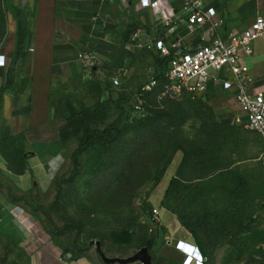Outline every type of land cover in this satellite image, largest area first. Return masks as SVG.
<instances>
[{
	"label": "rangeland",
	"instance_id": "374dc122",
	"mask_svg": "<svg viewBox=\"0 0 264 264\" xmlns=\"http://www.w3.org/2000/svg\"><path fill=\"white\" fill-rule=\"evenodd\" d=\"M152 20L147 16L141 21L145 25ZM117 41L110 59L91 61L86 80H92L91 91L86 90L85 81L79 90L61 96L48 117L44 108L32 111L31 125L22 135L27 159L22 175L10 172L0 155V264H120L106 263L96 244L107 258H126L141 249L142 237L154 240L147 249L151 264H178L180 257L169 241L200 238L189 236L175 214L161 205L162 199L189 217L197 216L213 245L206 247V264H264V142L234 122L240 113L230 96L215 101L217 92H211L209 97L196 98L211 108L221 124L217 145L204 149L203 142L208 141L204 137L197 143L202 156L213 154L214 158L211 163L189 165V182L175 184L168 194L165 189L181 151L175 153L154 189L149 180L129 194V199L119 201L112 192L111 183L123 167L115 163L110 148L95 138L79 157L78 174L70 178V155L85 128L74 113L86 114L88 128H103L117 116L118 98H123L126 111L121 125L186 98L159 97V86L142 91L156 71V55L151 47L137 45L128 36ZM139 93L142 102L136 109L132 96ZM39 105L44 107V102ZM198 126L193 119L184 122L193 138ZM32 161L41 162L43 171L32 169ZM52 162L57 167L51 173ZM216 165L221 168L214 169ZM152 208L158 210V229L151 222ZM126 213L136 219L133 228L123 235L110 234L118 229L115 219ZM238 226L241 230L222 244L224 236Z\"/></svg>",
	"mask_w": 264,
	"mask_h": 264
},
{
	"label": "crops",
	"instance_id": "0c3cea01",
	"mask_svg": "<svg viewBox=\"0 0 264 264\" xmlns=\"http://www.w3.org/2000/svg\"><path fill=\"white\" fill-rule=\"evenodd\" d=\"M205 1L215 6L223 35L241 31L256 16H264V0ZM133 15L141 23L143 17H150L147 12ZM128 21L125 5L117 1L0 0V54L5 57V66L0 68V138L24 133L33 110L44 108L48 117L61 96L83 87L91 75L88 61L110 59ZM151 23L143 24V29L148 27L144 29L148 32ZM200 32L183 34L191 44ZM141 40L151 47V34H143ZM252 50L249 55L242 52L241 58L249 69L251 91H264V33L252 41ZM211 92H217L215 101L233 99L232 92L220 85L209 86L202 98ZM234 106L239 110L235 102ZM31 166L43 171L41 162L32 161ZM191 239L186 240L197 245Z\"/></svg>",
	"mask_w": 264,
	"mask_h": 264
},
{
	"label": "built area",
	"instance_id": "2783aa9c",
	"mask_svg": "<svg viewBox=\"0 0 264 264\" xmlns=\"http://www.w3.org/2000/svg\"><path fill=\"white\" fill-rule=\"evenodd\" d=\"M125 5L128 15L147 12L152 20L150 30L138 27L130 38L142 45L143 34H151V48L159 57L167 58L161 79L155 75L142 91L160 87V95L179 98L189 95L192 99L202 97L209 86L220 85L231 91L240 115L234 118L246 129L256 133L264 141V91H251V76L241 53H252V41L264 33V16L258 15L254 22L241 31L226 35L219 31L222 20L217 18L215 6L205 0H107ZM200 29L197 38L189 44L184 32ZM88 61V57H84ZM89 66L91 62L87 63ZM5 57L0 54V68ZM116 80V79H115ZM133 106L140 108L142 95H133ZM264 160V152H263ZM57 166L52 162L51 173ZM153 227L159 226L158 210L152 209ZM173 249L180 257L179 264H205L207 257L199 247L186 239H176Z\"/></svg>",
	"mask_w": 264,
	"mask_h": 264
},
{
	"label": "trees",
	"instance_id": "16d2710c",
	"mask_svg": "<svg viewBox=\"0 0 264 264\" xmlns=\"http://www.w3.org/2000/svg\"><path fill=\"white\" fill-rule=\"evenodd\" d=\"M128 16L129 21L122 35L125 37H130L131 33L138 27L144 26L135 15L131 14ZM152 51L154 52L153 49ZM155 55L157 68L154 75L161 79L167 58L159 57L156 53ZM91 84L92 80L85 82L86 90H92ZM122 101L123 98L117 99V116L103 128H88L85 124L86 114L80 111L74 113L79 124H83L85 128L78 137L77 146L70 155V178L78 174L79 157L86 151L92 138L107 145L113 154L115 163L117 162L123 167L122 173L111 183L114 184L112 192L118 197L119 201L127 196L129 199V194L149 180L152 181L154 189L177 151H181L182 156L174 176L170 179L165 189V194H168L175 184L189 182V165L196 166L203 162H212L213 154H211V157L202 156L201 151L198 150L197 143L204 137L208 140L203 142L204 149H210L212 146L217 145V132L221 124L214 119L211 108L205 103L186 95V98L180 103L167 102L162 108L156 107L154 110H149L148 114L141 119L121 125L126 115ZM189 119L199 122L194 138L184 128V122ZM65 131L67 130L65 129ZM22 135L24 133L19 132L0 138V155L5 160L6 168L16 175H22L27 170V159L24 155V138ZM71 135H74V132ZM220 168L217 165L214 166V169L219 170ZM161 205H165L167 210L174 213L181 226L190 234L198 235L200 240L196 241L197 246L206 256L208 254L206 247H212L213 245L209 242L206 230L197 216L189 217L186 212L165 204L164 199L161 200ZM120 207L121 203L117 208L120 209ZM152 209L150 210V215ZM126 214L119 215L115 219L114 223L118 226V229L110 234L123 235L133 228L136 219ZM158 228V225L154 227V229ZM239 230H241L239 226L234 230H230L222 239V244H226L230 237ZM139 240V248L150 249L154 243L153 239H145V237Z\"/></svg>",
	"mask_w": 264,
	"mask_h": 264
},
{
	"label": "water",
	"instance_id": "95a60500",
	"mask_svg": "<svg viewBox=\"0 0 264 264\" xmlns=\"http://www.w3.org/2000/svg\"><path fill=\"white\" fill-rule=\"evenodd\" d=\"M96 245H97V251H98V253H100L102 259L106 263L118 262L120 264H127V263L133 262V261H141L143 264H151V256L148 253L147 248H145V247L141 248L138 252H136L135 254H133L131 256H128L126 258H119V257L107 258L99 250L98 244H96Z\"/></svg>",
	"mask_w": 264,
	"mask_h": 264
}]
</instances>
